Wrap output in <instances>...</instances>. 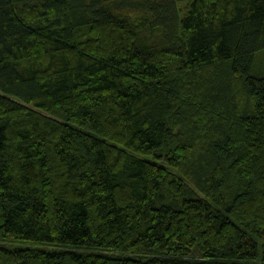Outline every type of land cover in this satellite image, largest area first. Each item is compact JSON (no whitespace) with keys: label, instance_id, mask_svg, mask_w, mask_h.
Here are the masks:
<instances>
[{"label":"trees","instance_id":"1","mask_svg":"<svg viewBox=\"0 0 264 264\" xmlns=\"http://www.w3.org/2000/svg\"><path fill=\"white\" fill-rule=\"evenodd\" d=\"M263 66L264 0H0V264H264Z\"/></svg>","mask_w":264,"mask_h":264},{"label":"rangeland","instance_id":"2","mask_svg":"<svg viewBox=\"0 0 264 264\" xmlns=\"http://www.w3.org/2000/svg\"><path fill=\"white\" fill-rule=\"evenodd\" d=\"M257 70L259 71V72H264V71H262V70H264V66L263 67H257ZM27 245V244H26ZM23 247H26L25 245H22ZM16 247H20V246H16Z\"/></svg>","mask_w":264,"mask_h":264}]
</instances>
